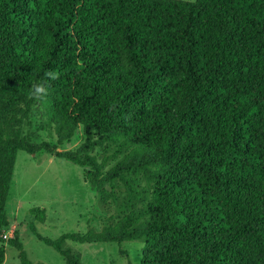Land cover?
I'll return each instance as SVG.
<instances>
[{"label": "trees", "instance_id": "trees-1", "mask_svg": "<svg viewBox=\"0 0 264 264\" xmlns=\"http://www.w3.org/2000/svg\"><path fill=\"white\" fill-rule=\"evenodd\" d=\"M19 151L84 168L117 207L101 231L39 236L66 264H82L69 241H143L140 264H264V0H0V264L7 243L44 264L3 237Z\"/></svg>", "mask_w": 264, "mask_h": 264}, {"label": "rangeland", "instance_id": "rangeland-1", "mask_svg": "<svg viewBox=\"0 0 264 264\" xmlns=\"http://www.w3.org/2000/svg\"><path fill=\"white\" fill-rule=\"evenodd\" d=\"M34 121V127L38 129L40 117L36 116ZM45 140L57 144L56 138L40 131L35 141L41 143ZM83 141L79 129L69 142L57 146V151L75 150ZM36 208L46 210L44 222L33 212ZM7 214V242L17 237L28 259L34 263L66 264L64 257L39 236L56 240L63 234L101 231L117 218L118 210L115 205L110 208L104 205L100 196L91 190L84 177V168L45 151L36 154L19 151ZM143 245V241L123 244L69 241L65 248L79 253L82 264H140ZM4 264H21L19 250L12 244H6Z\"/></svg>", "mask_w": 264, "mask_h": 264}, {"label": "clouds", "instance_id": "clouds-1", "mask_svg": "<svg viewBox=\"0 0 264 264\" xmlns=\"http://www.w3.org/2000/svg\"><path fill=\"white\" fill-rule=\"evenodd\" d=\"M46 77H49L51 79H55L57 74L55 71H48L45 73ZM48 93V88L46 87L45 82L37 83L33 86V95L34 96H41L46 95Z\"/></svg>", "mask_w": 264, "mask_h": 264}, {"label": "built area", "instance_id": "built-area-1", "mask_svg": "<svg viewBox=\"0 0 264 264\" xmlns=\"http://www.w3.org/2000/svg\"><path fill=\"white\" fill-rule=\"evenodd\" d=\"M8 234H6V233H4V235H3V237H4V239H8Z\"/></svg>", "mask_w": 264, "mask_h": 264}]
</instances>
